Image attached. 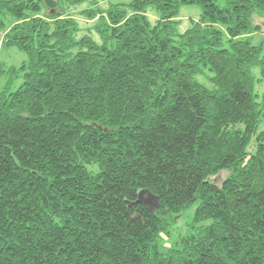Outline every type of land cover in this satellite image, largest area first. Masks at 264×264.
<instances>
[{
  "label": "trees",
  "instance_id": "16d2710c",
  "mask_svg": "<svg viewBox=\"0 0 264 264\" xmlns=\"http://www.w3.org/2000/svg\"><path fill=\"white\" fill-rule=\"evenodd\" d=\"M103 1L0 0V264H264V0Z\"/></svg>",
  "mask_w": 264,
  "mask_h": 264
},
{
  "label": "rangeland",
  "instance_id": "374dc122",
  "mask_svg": "<svg viewBox=\"0 0 264 264\" xmlns=\"http://www.w3.org/2000/svg\"><path fill=\"white\" fill-rule=\"evenodd\" d=\"M129 0H110L111 3H126ZM105 5V1L100 0V6ZM83 9V7L75 10L73 12L74 17L77 19V21L80 23L81 27L85 29L88 25L91 24V22L86 21L85 19L81 18V16L78 15V11ZM152 14V15H150ZM199 9L194 6H184L180 9L178 14V20H179V32H183L188 26L189 22L191 20H197L199 17ZM155 18V12L152 10L149 13V19L154 20ZM255 22L260 26V31L256 35V40H263L264 41V19L262 18H255ZM2 37L3 35L0 33V66L1 68H18L20 67L21 63L26 60V56L17 51L14 48H2ZM258 69H254L253 72L256 75V71ZM9 76L7 73H0V90L4 87L8 80ZM22 82V71L21 74L17 73L16 78L14 82L12 83L10 91H14ZM225 172H222L215 177L211 178L210 180L215 185L219 186L225 177ZM195 206L189 207L185 209V211L182 212V214L178 217L174 218V224H172L169 227V237L170 242L177 241L181 236L187 235L189 233V227L192 221L193 212L195 209Z\"/></svg>",
  "mask_w": 264,
  "mask_h": 264
},
{
  "label": "water",
  "instance_id": "95a60500",
  "mask_svg": "<svg viewBox=\"0 0 264 264\" xmlns=\"http://www.w3.org/2000/svg\"><path fill=\"white\" fill-rule=\"evenodd\" d=\"M142 202L148 204L152 209L157 207L156 198L147 191H141L138 195V200L136 201V203Z\"/></svg>",
  "mask_w": 264,
  "mask_h": 264
}]
</instances>
